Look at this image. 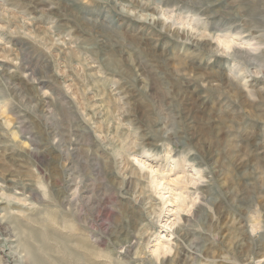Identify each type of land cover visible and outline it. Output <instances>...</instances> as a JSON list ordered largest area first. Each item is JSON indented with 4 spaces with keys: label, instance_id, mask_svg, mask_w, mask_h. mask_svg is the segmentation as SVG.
<instances>
[{
    "label": "rangeland",
    "instance_id": "obj_1",
    "mask_svg": "<svg viewBox=\"0 0 264 264\" xmlns=\"http://www.w3.org/2000/svg\"><path fill=\"white\" fill-rule=\"evenodd\" d=\"M0 193V264H264V0H0Z\"/></svg>",
    "mask_w": 264,
    "mask_h": 264
},
{
    "label": "bare ground",
    "instance_id": "obj_2",
    "mask_svg": "<svg viewBox=\"0 0 264 264\" xmlns=\"http://www.w3.org/2000/svg\"><path fill=\"white\" fill-rule=\"evenodd\" d=\"M202 3H204V2H202ZM214 7H215V6H214ZM191 32H192V31H191ZM247 32H248V31H247ZM247 32H246V33H247ZM250 35H251V34H250ZM235 37H236V36H235ZM195 39H196V38H195ZM242 39H243V38H242ZM242 39H241V40H242ZM245 39H246V37H245ZM248 40H249V39H248ZM241 45H242V44H241ZM235 50H236V49H235ZM245 50H246V49H245ZM246 52H247V51H246ZM238 53H239V52H238ZM254 54H255V53H254ZM251 55H252V54H251ZM253 56H254V55H253ZM247 58H248V57H247ZM247 58H246V59H247ZM255 58H256V57H255ZM250 64H251V62H250ZM7 69H9V68H7ZM2 70H3V69H2ZM5 72H6V71H5ZM9 74H10V73H9ZM6 75H7V74H6ZM3 76H4V75H3ZM21 119H22V118H21ZM21 119H20V120H21ZM56 131H57V130H56ZM1 138H2V137H1ZM33 140H34V139H33ZM36 143H37V142H36ZM41 151H42V150H41ZM41 151H40V152H41ZM13 153H14V152H13ZM9 181H10V180H9ZM33 186H34V185H33ZM29 187H30V185H29ZM4 189H5V188H4ZM27 191H28V190H27ZM27 191H26V192H27ZM31 191H32V190H31ZM0 194H1V193H0ZM7 197H8V196H7ZM19 201H20V200H19ZM4 203H5L4 199H3L2 197H0V205H1V204H4ZM1 206H2V205H1ZM3 206H4V205H3ZM3 206H2V207H3ZM0 209H1V208H0ZM6 209H7V208H6ZM14 210H15V209H14ZM9 233H10V232H9ZM12 233H13V231H12ZM7 234H8V233H7ZM12 235H13V234H12ZM10 236H11V235H10ZM11 238H12V237H11ZM18 239H19V238H18ZM11 243H12V242H11ZM13 244H14V243H13ZM14 246H15V245H14ZM10 247H11V246H10ZM17 254H18V253H17ZM82 257H83V256H82ZM75 258H76V257H75ZM75 260H76V259H75ZM77 260H78V259H77ZM7 263H8V262H7Z\"/></svg>",
    "mask_w": 264,
    "mask_h": 264
}]
</instances>
